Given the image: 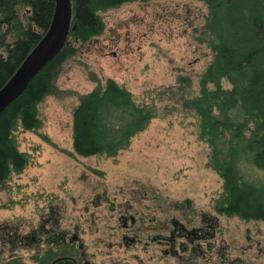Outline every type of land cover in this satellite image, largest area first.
Wrapping results in <instances>:
<instances>
[{
    "label": "rangeland",
    "instance_id": "rangeland-1",
    "mask_svg": "<svg viewBox=\"0 0 264 264\" xmlns=\"http://www.w3.org/2000/svg\"><path fill=\"white\" fill-rule=\"evenodd\" d=\"M98 15L103 33L84 45L69 43L76 51L52 78L58 94L37 105L44 139L15 133L29 166L0 188V264H45L44 254L65 241L94 254L87 257L91 264H135L121 249L108 247L107 228L115 226L109 217L118 210L109 208L110 202L136 206L132 198L139 191L146 198L143 207L154 209V198L169 205L188 201L192 213L216 218L225 233L226 262L212 251V264L235 258L234 264H264V221L244 222L216 211L222 181L207 167L209 148L199 140L196 118L182 104L197 93L199 78L212 60L206 5L151 0ZM109 79L129 91L136 104L156 108L157 118L115 159L71 157L73 110L96 81L104 85ZM250 172L254 178L261 175ZM139 256L155 264L148 261L149 254Z\"/></svg>",
    "mask_w": 264,
    "mask_h": 264
},
{
    "label": "trees",
    "instance_id": "trees-1",
    "mask_svg": "<svg viewBox=\"0 0 264 264\" xmlns=\"http://www.w3.org/2000/svg\"><path fill=\"white\" fill-rule=\"evenodd\" d=\"M148 1L71 0L74 29L67 45L0 114V188L29 166L15 133L21 130L44 139L37 105L58 94L52 78L76 51L69 43L84 45L103 33L99 12ZM197 1L208 9L205 32L212 60L199 78L197 93L183 98V108L196 118L199 140L209 148L207 167L222 181L216 211L244 222L264 221V0ZM54 8L55 0H0V89L40 41ZM96 83L73 110L69 155L115 159L157 118V110L136 104L129 91L110 79ZM251 169L261 175L254 178ZM54 258L48 251L42 260Z\"/></svg>",
    "mask_w": 264,
    "mask_h": 264
},
{
    "label": "flooded vegetation",
    "instance_id": "flooded-vegetation-1",
    "mask_svg": "<svg viewBox=\"0 0 264 264\" xmlns=\"http://www.w3.org/2000/svg\"><path fill=\"white\" fill-rule=\"evenodd\" d=\"M143 196L141 191L133 196L132 202L136 205L133 207L130 201L125 202L123 206L109 201V208L113 210L118 208L115 215L109 217L115 222V226L107 228L110 239L107 245L110 249H121L126 256L129 255L135 261V264H147L146 260L140 258V253L149 254L148 261L152 260L155 264H212V251L219 252L217 254L223 259L222 263L226 262L224 258L226 239L223 238L225 233L216 218L208 214L192 213L188 201L173 202L169 205L161 198H154L153 203L156 205L154 209L149 206L143 207L140 205L146 199ZM245 239L249 242L250 237L246 236ZM218 240L219 244L216 246ZM97 241L103 242L101 238H97ZM60 243L55 246V252L49 250L54 253L55 258L45 264L59 262L91 264L87 257L91 259L94 254L88 255L81 246L75 249L66 241L64 244ZM237 259L239 258L229 260L226 264L238 263ZM111 264L128 262L118 261Z\"/></svg>",
    "mask_w": 264,
    "mask_h": 264
},
{
    "label": "water",
    "instance_id": "water-1",
    "mask_svg": "<svg viewBox=\"0 0 264 264\" xmlns=\"http://www.w3.org/2000/svg\"><path fill=\"white\" fill-rule=\"evenodd\" d=\"M71 0H55L52 21L38 44L0 89V114L27 88L36 75L67 45L71 27Z\"/></svg>",
    "mask_w": 264,
    "mask_h": 264
}]
</instances>
